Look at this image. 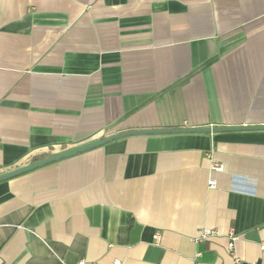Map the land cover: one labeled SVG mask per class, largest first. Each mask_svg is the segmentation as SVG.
<instances>
[{"label":"crops","instance_id":"0c3cea01","mask_svg":"<svg viewBox=\"0 0 264 264\" xmlns=\"http://www.w3.org/2000/svg\"><path fill=\"white\" fill-rule=\"evenodd\" d=\"M237 124H264V0H0V174ZM231 229L264 264V129L131 135L0 181L7 264H234Z\"/></svg>","mask_w":264,"mask_h":264},{"label":"water","instance_id":"95a60500","mask_svg":"<svg viewBox=\"0 0 264 264\" xmlns=\"http://www.w3.org/2000/svg\"><path fill=\"white\" fill-rule=\"evenodd\" d=\"M264 124H237V125H216V126H188L179 128H156V129H133L125 130L105 138L97 139L89 143L68 149L66 151L45 157L22 166L20 168L11 170L9 172L0 174V181L12 178L14 176L26 173L28 171L37 169L50 163L60 161L64 158L73 156L75 154L84 152L91 148L106 144L110 141L119 139L121 137L131 135H151V134H166V133H202L215 131H239V130H263Z\"/></svg>","mask_w":264,"mask_h":264},{"label":"built area","instance_id":"2783aa9c","mask_svg":"<svg viewBox=\"0 0 264 264\" xmlns=\"http://www.w3.org/2000/svg\"><path fill=\"white\" fill-rule=\"evenodd\" d=\"M211 169L214 172H222L224 170V165L222 163L213 161L211 165ZM217 186L216 180L211 178L209 180V187L215 188ZM219 234L218 230L214 228H205L201 231V233L193 238L195 242H202L211 237H215ZM228 243H227V250L233 260L234 264H245L242 258L237 254L236 244L237 241L240 239V235L233 229L228 232ZM0 264H7L5 260L0 255ZM113 264H122L120 259H115Z\"/></svg>","mask_w":264,"mask_h":264}]
</instances>
